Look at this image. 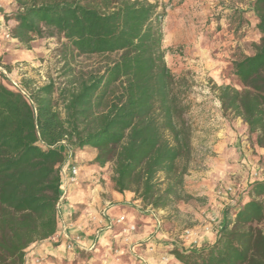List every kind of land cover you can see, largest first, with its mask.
<instances>
[{
  "label": "trees",
  "instance_id": "1",
  "mask_svg": "<svg viewBox=\"0 0 264 264\" xmlns=\"http://www.w3.org/2000/svg\"><path fill=\"white\" fill-rule=\"evenodd\" d=\"M11 40L28 50L60 37L78 56L112 57L103 70L59 89L0 85V264H27L29 250L57 234L62 167L85 149L112 163L118 193L166 210L185 194L193 128L184 83L166 61L158 0H16ZM165 9V6H162ZM253 14L260 41L232 63L233 85L217 86L225 116L243 120L264 149V0L216 19L239 30ZM58 95V99L55 95ZM62 105V110L58 108ZM264 180L225 208L214 244L170 250L181 264H264Z\"/></svg>",
  "mask_w": 264,
  "mask_h": 264
},
{
  "label": "crops",
  "instance_id": "2",
  "mask_svg": "<svg viewBox=\"0 0 264 264\" xmlns=\"http://www.w3.org/2000/svg\"><path fill=\"white\" fill-rule=\"evenodd\" d=\"M12 1L0 0V39L11 28L5 16L12 11ZM158 1L160 8L170 2ZM177 15L170 42L184 51H181L183 55H173L172 60L177 70L197 73L205 88L193 96L198 104H194L191 111L193 154L185 177V193L192 199L188 205L183 203L182 210L186 218L183 226H187L191 235L180 233L178 224L169 226L159 219L160 215L169 214L168 209L145 207L134 193H118L110 181L104 187L102 180H108L106 166L100 167L95 162L96 150L85 149L70 159L80 170L77 184L70 185L63 180L57 234L34 245L29 250L27 264H181L169 250L174 247L201 250L216 241L223 212L229 206L216 195V190L222 184L237 186L240 195L247 190L250 181L245 165L249 167V162L257 166L258 157L246 147V126L240 118H227L221 108L219 92L211 91L204 84L206 79H213L217 85L224 86L220 71L223 65L230 64L224 56L230 51L232 34L213 29L206 36L205 30L199 32L195 28V17L188 8H180ZM203 43L211 45L212 53L205 50L209 57L201 54ZM11 55L13 45L0 42V57L5 61ZM239 199L240 196L230 206ZM121 216L126 218L127 224L137 227L131 244L126 246L122 241L123 226L112 222ZM71 242L75 244L74 251L67 250ZM117 247L123 248L125 253L120 263L115 262L112 255Z\"/></svg>",
  "mask_w": 264,
  "mask_h": 264
},
{
  "label": "rangeland",
  "instance_id": "3",
  "mask_svg": "<svg viewBox=\"0 0 264 264\" xmlns=\"http://www.w3.org/2000/svg\"><path fill=\"white\" fill-rule=\"evenodd\" d=\"M252 2H254V0H170V2L166 3L165 9H159V11H165L166 13L163 23L164 48L167 51L166 61L168 62L167 64H170L168 66L170 67L173 75L184 83L183 90L185 92V102L190 107L188 118L192 124V128L194 124V117L191 111L194 104H198L193 96L201 91H204L205 88L197 73H191L189 70H177V66L175 65L176 62L172 60L173 55H176L177 53L183 55L181 51H184L181 47L172 46L170 42V39L173 36V23L175 22V18L178 16L177 14L179 13V9L188 8L192 12V16L195 17L193 20L195 28L198 29L199 32H201L202 29L203 31L205 30L207 32L206 36H209L208 32L218 28L216 19L222 12L232 9L247 10ZM11 6L12 11L7 15H13L18 10L16 0L12 1ZM244 18L247 23H245L237 31H235L236 25L230 27L223 22L219 25L221 30L230 31L232 34V43L229 47L230 51L228 50V56H224L230 64L223 65V69L220 71L222 79L225 81V83L223 84L222 82V84L233 85L238 89H240L239 85L233 81L231 76L233 60L242 53H254L255 45L260 41V35L257 31L256 21L254 20L253 14L250 13L249 15H245ZM8 23H11V28L15 26L14 21H9ZM1 38L0 42L4 43V45H13V55L15 57L13 58V55H11L5 61L2 57H0V67L4 68L6 71V74L0 72V85L5 84V86L12 89L13 84H18L28 92L35 88L45 86L50 82H54L56 87L59 89L68 87V84L71 81L77 82L84 76L103 70L104 67L115 58V56H78L73 52L71 46L67 44V41L60 37L36 40L31 44V51L20 43L9 40L7 41L3 37ZM210 48V44L208 45L203 43L201 46V54H208L207 56L209 57V53H212V49ZM205 50H208L209 53L205 52ZM13 61L16 62L13 63ZM204 84L211 91H215L216 87H219L213 79H206V83ZM55 96L58 99V95L56 94ZM58 108L61 110L63 109L62 105L60 107L58 106ZM227 118L236 119V117H234L231 113H228ZM244 133L246 136L244 138L246 147L252 155L254 154L258 157L255 160L257 166H252L253 164L247 162V164H249V167H247L244 163L246 170L248 171V178L250 181L247 188L248 190L250 184L256 181L253 176V172H259L260 180H264V149L256 147V136H249L247 134V129H245ZM254 167H256V171H253ZM105 171L108 174V180H102L103 186L105 187L107 181H110L115 189L113 183V164H107ZM225 185L226 184H222V186ZM231 186H234L235 188V195L224 197V203L228 202L229 206L238 196H240L243 200L246 193L245 191L240 195L238 193L237 186L232 184ZM189 201H191V199L186 201H177L174 205L169 207L167 211L169 214L160 215L159 219L168 223L169 226L178 224L177 226L181 227L180 233H184L187 226H183V223L186 221L185 215L182 211L184 205L183 203L188 205L187 203ZM127 215L128 217L132 216L130 212H128ZM112 222L115 223L116 219H113ZM262 229L264 230V225L262 226ZM124 238L125 237L123 235L122 241L126 246L128 244L124 242ZM168 252H170V250ZM124 254L123 248L120 247L114 248L112 251L113 259L117 263L121 262L122 258L125 256Z\"/></svg>",
  "mask_w": 264,
  "mask_h": 264
},
{
  "label": "built area",
  "instance_id": "4",
  "mask_svg": "<svg viewBox=\"0 0 264 264\" xmlns=\"http://www.w3.org/2000/svg\"><path fill=\"white\" fill-rule=\"evenodd\" d=\"M3 38L7 41L11 40L10 33L6 32L3 36ZM0 72L3 74H6L5 69L2 67H0ZM15 86H17L21 90L27 92V90L22 88L20 85L15 84ZM61 170H62L64 180H66V182L68 184H70V185L77 184L79 172H80L79 167L77 165L71 164L70 160H69L65 165H63ZM253 176H254L255 180H260V173L259 172H253ZM235 193H236L235 188H234V186H231V185L221 186L218 188V190L216 192L217 196L219 198H222V199H224V197H227V196H233V195H235ZM116 223L123 226L122 233L125 237L124 242L126 244L130 245L131 244V237L137 231V227L135 225L127 224L126 218L124 216L119 217L116 220ZM185 235L190 236L191 232L189 230H186ZM67 250L68 251H74L75 250V244L73 242L69 243L67 245ZM38 262H40V261H38Z\"/></svg>",
  "mask_w": 264,
  "mask_h": 264
}]
</instances>
